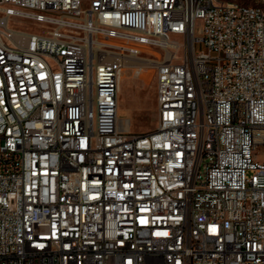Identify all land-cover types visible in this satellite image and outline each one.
Instances as JSON below:
<instances>
[{
	"label": "built area",
	"instance_id": "1",
	"mask_svg": "<svg viewBox=\"0 0 264 264\" xmlns=\"http://www.w3.org/2000/svg\"><path fill=\"white\" fill-rule=\"evenodd\" d=\"M30 12L40 36L23 37ZM88 14L110 27L93 31ZM61 28H75L77 51L50 39ZM142 29H152L146 43L160 40L150 51L158 121L134 132L119 109L121 57L97 55L137 45ZM260 149L264 11L0 0V264H264Z\"/></svg>",
	"mask_w": 264,
	"mask_h": 264
},
{
	"label": "rangeland",
	"instance_id": "2",
	"mask_svg": "<svg viewBox=\"0 0 264 264\" xmlns=\"http://www.w3.org/2000/svg\"><path fill=\"white\" fill-rule=\"evenodd\" d=\"M225 4L260 5L264 7V0H218ZM27 28H32L28 27ZM34 29H31V31ZM144 46V45H143ZM160 49L158 45L146 44V49H140V54L133 64L124 68L119 86V109L123 116L131 121L134 132H147L156 127L158 121L156 103L157 72L154 54L150 51ZM163 56H167L163 48ZM141 57V58H140ZM148 58L146 63H139ZM139 63V64H138ZM142 64V65H141Z\"/></svg>",
	"mask_w": 264,
	"mask_h": 264
},
{
	"label": "bare ground",
	"instance_id": "3",
	"mask_svg": "<svg viewBox=\"0 0 264 264\" xmlns=\"http://www.w3.org/2000/svg\"><path fill=\"white\" fill-rule=\"evenodd\" d=\"M235 6H246L244 4H237ZM252 8H256L258 11H264V7L260 5H250ZM43 18H51L50 8H43ZM36 19H39V12H30V15L26 17L25 22H22L23 37L40 36V29L35 28ZM68 21H75V13H67ZM88 21L91 23L93 31L105 32L107 27H110V20H105V16H96V14H88ZM32 27V28H27ZM31 29H34V31ZM152 37V29L140 30L139 38H137V45H124L122 44H110L108 49L105 47H98L97 62H104L105 57H121V65L127 67L129 64H133L137 60L140 54V46L146 43V39ZM50 39H58L68 51H77L79 49V40L76 38L75 28H61L59 32H50ZM146 44L160 46L159 38H152V41H148ZM167 56L171 55V46H164ZM89 56V47H81L80 58H87ZM131 56V57H129ZM137 56V57H136ZM141 58V57H140ZM148 58H143L139 63L149 64ZM138 63V64H139ZM142 65V64H141ZM90 81H101V74L96 71H89ZM5 107L13 108L12 97H5ZM208 138V131H199V139ZM260 157L264 159V149H260Z\"/></svg>",
	"mask_w": 264,
	"mask_h": 264
}]
</instances>
